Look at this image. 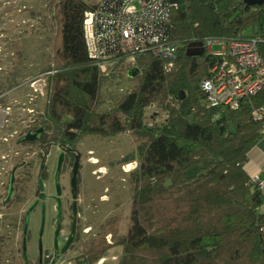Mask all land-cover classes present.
Masks as SVG:
<instances>
[{"label":"trees","instance_id":"1","mask_svg":"<svg viewBox=\"0 0 264 264\" xmlns=\"http://www.w3.org/2000/svg\"><path fill=\"white\" fill-rule=\"evenodd\" d=\"M124 1L100 0L96 11L100 54L119 60L105 76L89 56L84 36L90 0H51L54 32L46 40L51 64L45 68L44 114L49 138L69 145L87 135L129 132L139 139L138 164L128 177L132 195L126 228L119 233L120 215L110 216L101 235L84 243L78 264H97L116 245L122 249L118 264H264V193L243 168L250 148L264 137V118L254 115L264 91L230 109L207 105L200 89L222 57L206 44L261 34L264 0L256 5L155 1L157 8L145 18H152L158 37L175 45L174 56L137 53L139 73L128 76L133 85L100 110L103 86L118 80L115 74L125 60L111 42L124 23ZM260 51L264 54V46ZM154 104L164 112L156 122V114L146 115Z\"/></svg>","mask_w":264,"mask_h":264},{"label":"rangeland","instance_id":"2","mask_svg":"<svg viewBox=\"0 0 264 264\" xmlns=\"http://www.w3.org/2000/svg\"><path fill=\"white\" fill-rule=\"evenodd\" d=\"M4 1L6 0H0V33L3 34L0 38V127L4 125L0 129V140L3 136L9 134L12 129L19 131L20 127L27 122H22V119L27 120L29 117L33 118L41 113H43V116L45 114L49 93V83L45 68L51 64L50 47H46V40L54 32L51 0L46 1L44 5L45 28L43 34L37 37L36 32L39 31L36 30V32L29 33L28 38L26 36L21 38V32L18 33L22 29L20 24L22 14L17 10L21 0H9V4L4 3ZM90 2L94 3L95 0H90ZM33 3L35 4L36 0L31 2V4ZM262 22L264 24V13ZM1 27L4 29L2 30ZM88 45L92 51H95L93 41L89 40ZM38 48H43L45 53L42 56L43 62L41 61L40 63H38L37 56ZM206 48L211 53H224V48L220 45V41L207 43ZM27 62L28 65L29 63L32 65L28 69L26 68ZM42 63L44 67L43 74L38 77L34 76L42 68ZM40 64L41 66L37 69V65ZM119 67L120 69L114 77L118 78V80L103 86L104 102L101 104L100 110L109 109L113 105L114 100L126 92V87L134 83L128 77L127 72L129 71V74L133 73L131 69L136 67V59L129 58L125 65ZM104 75L111 76V72ZM30 97L31 99H29ZM37 98L39 99L38 102L36 101ZM20 101L23 102L22 105ZM6 104H9L12 109L10 110V115H7L8 108ZM16 105H18V109ZM28 109L32 110L29 112ZM155 114V122L164 119V112L156 104L148 107L146 112L147 117ZM146 121L152 120L146 118ZM138 143L139 139L129 132H123L111 137L87 135L79 142V147L85 153V156L88 157L85 161L86 171H95V174L93 172L89 173L90 193L93 198L91 205H95V207L94 210L92 209L87 214V221H83V228H85L86 232L83 231L77 249L71 252L72 255L76 256H74L75 259H83L84 243L101 235L102 225L105 224L110 216L119 214V233L125 230L132 195L128 186V177L129 173L138 164ZM11 145L13 146V143ZM96 174L98 177H96ZM28 197L31 198L30 196ZM23 208V205H19L17 209H11V211L8 209L3 211L0 208V215L8 213L4 216L6 217L4 224L9 222L11 216L13 218L16 217L15 219L18 221ZM12 211L16 213H13V215L11 214ZM4 228L9 231L11 236L5 244L9 253V250L15 247L19 229H12L9 226H4ZM106 238L110 239L109 235ZM121 252V246H113L103 254L104 261L102 264H118ZM8 253L4 252L0 264H20L17 261L14 263L12 254L10 257ZM6 259L9 261H6Z\"/></svg>","mask_w":264,"mask_h":264},{"label":"flooded vegetation","instance_id":"3","mask_svg":"<svg viewBox=\"0 0 264 264\" xmlns=\"http://www.w3.org/2000/svg\"><path fill=\"white\" fill-rule=\"evenodd\" d=\"M32 1L21 0V4L17 6V10L22 14L20 20L22 29L18 32H21V38L23 36L28 38L29 33L36 30L39 31L36 32L37 37H40L45 28L44 5L50 0H36L35 4H31ZM4 3L9 4L10 1L6 0ZM2 35L0 33V38ZM42 50L43 48L37 49L38 63L43 62ZM30 64L26 63L27 69L32 66ZM40 66L41 64L37 65V69ZM35 74L36 77L43 74V63L42 68ZM40 101L43 103L42 100ZM9 104H6L7 115H10L12 110ZM20 104L22 105L23 102L20 101ZM28 110L30 112L32 109ZM22 122L25 123L19 131L12 129L0 140V208L3 211L7 209L11 211L17 209L19 205L24 207L21 209L18 221L16 217L11 216L9 222L4 224L6 219L4 216L8 213L0 215V262L4 252L8 253L5 244L11 236L4 226H9L12 229H19L15 247L8 253L10 257L12 254L14 263L17 261L20 264H71L72 262L78 264L81 260L75 259L76 256L71 252L77 249L83 231L86 232L83 221H87V214L95 207L91 205L93 198L89 180V173L95 174V171H86L85 161L88 157L79 147V143L63 145L58 140L49 138L52 132L44 123L43 113L33 118L29 117L27 120L22 119ZM2 127L4 125L0 129ZM39 129L41 130L35 140L18 142L27 131L30 130L33 134ZM11 173L14 177L13 194L4 202ZM34 202L26 234L23 235L25 213ZM13 213L16 212L12 211L11 214ZM23 238L26 259L22 254Z\"/></svg>","mask_w":264,"mask_h":264},{"label":"built area","instance_id":"4","mask_svg":"<svg viewBox=\"0 0 264 264\" xmlns=\"http://www.w3.org/2000/svg\"><path fill=\"white\" fill-rule=\"evenodd\" d=\"M151 1L153 2L148 5L150 0H125L122 5L124 23L116 34L112 33L114 38L111 42L125 54L123 65L129 58L135 60L137 53L146 52L165 58L174 56L175 45L158 37L157 30L150 24V21L153 23L152 18H145L151 17L152 10L157 8L155 3L157 0ZM99 4L100 0H95V3H91L90 8L84 12L83 30L89 56L98 60L102 74H109L119 60L100 54L94 30ZM161 13L162 9L159 8L157 14ZM160 22L161 20L157 23ZM262 31L264 32V25ZM116 39L118 44L115 42ZM89 40L93 41L95 51L89 48ZM220 45L224 48V53H216L222 57L209 68V75L201 81L200 89L205 94L207 105L232 109L238 107L243 98L264 91V56L259 49L260 46H264V35L257 34L245 40H220ZM171 65L172 62L169 61L166 66ZM254 115L264 118V103L254 110ZM251 179L260 189L263 187L264 181L259 180L257 176ZM103 261L102 257L97 264H102Z\"/></svg>","mask_w":264,"mask_h":264},{"label":"crops","instance_id":"5","mask_svg":"<svg viewBox=\"0 0 264 264\" xmlns=\"http://www.w3.org/2000/svg\"><path fill=\"white\" fill-rule=\"evenodd\" d=\"M247 158L243 167L247 175L250 178L257 176L259 180L264 181V137L250 148ZM261 190L264 193V185ZM260 210L264 212V202Z\"/></svg>","mask_w":264,"mask_h":264},{"label":"water","instance_id":"6","mask_svg":"<svg viewBox=\"0 0 264 264\" xmlns=\"http://www.w3.org/2000/svg\"><path fill=\"white\" fill-rule=\"evenodd\" d=\"M244 2L247 3L248 5H256V4L262 3L263 0H244ZM131 70L133 71V73L129 74V71L127 72L129 77H135L136 75H138L139 70L137 69V67H134ZM40 130L41 129L36 130V133H33V134H31L30 130L27 131L25 135H23L22 137L19 138L18 142H26V141L35 140L36 137H37V133L40 132ZM13 178H14L13 174L11 173L10 176H9V183H8V187H7V190H6V198H5L4 202L8 201L12 197V194H13V186H12ZM40 184L42 186L41 180H40ZM34 205H35V202L32 205H30V207L27 209V211L25 213L24 226H23V235L26 234V229H27V226H28L29 216H30L31 210L34 207ZM22 248H23V253H22L23 257L26 259L25 239L24 238H23Z\"/></svg>","mask_w":264,"mask_h":264},{"label":"bare ground","instance_id":"7","mask_svg":"<svg viewBox=\"0 0 264 264\" xmlns=\"http://www.w3.org/2000/svg\"><path fill=\"white\" fill-rule=\"evenodd\" d=\"M259 6V5H258ZM259 29H261V28H259ZM262 32V31H261ZM263 33V32H262ZM261 33V34H262ZM264 34V33H263ZM263 47V46H262ZM262 47L260 48L261 50H262ZM260 52H262V51H260ZM263 53V52H262ZM262 55H264V54H262ZM209 72V71H208ZM209 74V73H208ZM208 76V75H207ZM246 98V97H245ZM244 99V98H243ZM128 166V165H127ZM262 191V190H261Z\"/></svg>","mask_w":264,"mask_h":264}]
</instances>
